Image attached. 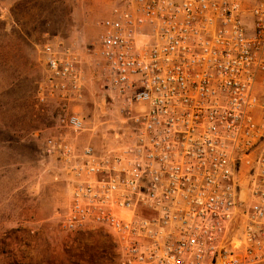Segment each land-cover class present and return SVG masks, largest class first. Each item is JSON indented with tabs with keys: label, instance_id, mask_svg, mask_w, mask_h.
I'll return each mask as SVG.
<instances>
[{
	"label": "built area",
	"instance_id": "1",
	"mask_svg": "<svg viewBox=\"0 0 264 264\" xmlns=\"http://www.w3.org/2000/svg\"><path fill=\"white\" fill-rule=\"evenodd\" d=\"M121 0L99 22L95 69L123 131L80 145L87 86L75 44L42 48L43 139L70 178L60 231L104 228L119 264H264V0Z\"/></svg>",
	"mask_w": 264,
	"mask_h": 264
},
{
	"label": "rangeland",
	"instance_id": "2",
	"mask_svg": "<svg viewBox=\"0 0 264 264\" xmlns=\"http://www.w3.org/2000/svg\"><path fill=\"white\" fill-rule=\"evenodd\" d=\"M121 0H0V264H119L113 235L97 228L69 236L59 214L70 203V178L43 151L42 142L63 113L41 105L43 46L75 44L85 75V100L70 107L86 121L80 145L119 147L123 126L95 64L99 22ZM246 25L260 0H241Z\"/></svg>",
	"mask_w": 264,
	"mask_h": 264
}]
</instances>
